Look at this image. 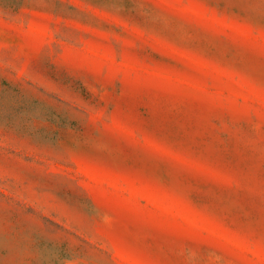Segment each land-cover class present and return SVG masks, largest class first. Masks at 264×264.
Masks as SVG:
<instances>
[{"label": "rangeland", "instance_id": "1", "mask_svg": "<svg viewBox=\"0 0 264 264\" xmlns=\"http://www.w3.org/2000/svg\"><path fill=\"white\" fill-rule=\"evenodd\" d=\"M0 264H264V0H0Z\"/></svg>", "mask_w": 264, "mask_h": 264}]
</instances>
